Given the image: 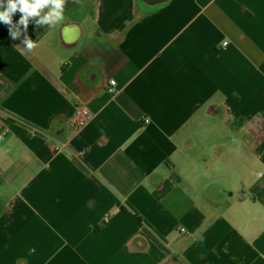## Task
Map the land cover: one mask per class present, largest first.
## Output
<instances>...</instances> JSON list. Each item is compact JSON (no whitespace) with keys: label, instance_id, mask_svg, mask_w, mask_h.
<instances>
[{"label":"crops","instance_id":"1","mask_svg":"<svg viewBox=\"0 0 264 264\" xmlns=\"http://www.w3.org/2000/svg\"><path fill=\"white\" fill-rule=\"evenodd\" d=\"M63 15L0 22V264H264V0Z\"/></svg>","mask_w":264,"mask_h":264},{"label":"clouds","instance_id":"2","mask_svg":"<svg viewBox=\"0 0 264 264\" xmlns=\"http://www.w3.org/2000/svg\"><path fill=\"white\" fill-rule=\"evenodd\" d=\"M66 0H0V22L9 26L10 36L19 38L27 31L30 20H35L37 26H53L64 19V6ZM21 13L18 22L13 21V16ZM23 44L28 49L35 47L28 36L23 39Z\"/></svg>","mask_w":264,"mask_h":264},{"label":"built area","instance_id":"3","mask_svg":"<svg viewBox=\"0 0 264 264\" xmlns=\"http://www.w3.org/2000/svg\"><path fill=\"white\" fill-rule=\"evenodd\" d=\"M228 45L225 44L224 47H227ZM116 83L115 82H111L108 89H107V93L110 95V96H115L116 95ZM92 119V116L91 114L85 110V109H78L75 113V116H74V122H75V125H76V129L77 130H81L83 128H85L91 121ZM150 124V121L148 119H144L143 120V126H148ZM4 138V135L0 132V141L3 140ZM68 148V145L67 144H64V143H59L57 145V151H63V150H66ZM183 234H185V230H182L181 231Z\"/></svg>","mask_w":264,"mask_h":264},{"label":"water","instance_id":"4","mask_svg":"<svg viewBox=\"0 0 264 264\" xmlns=\"http://www.w3.org/2000/svg\"><path fill=\"white\" fill-rule=\"evenodd\" d=\"M65 133L64 134H62L61 136H59L60 138H65Z\"/></svg>","mask_w":264,"mask_h":264},{"label":"rangeland","instance_id":"5","mask_svg":"<svg viewBox=\"0 0 264 264\" xmlns=\"http://www.w3.org/2000/svg\"><path fill=\"white\" fill-rule=\"evenodd\" d=\"M233 190H234V187H233ZM236 197V196H235ZM235 199H237V198H235Z\"/></svg>","mask_w":264,"mask_h":264}]
</instances>
